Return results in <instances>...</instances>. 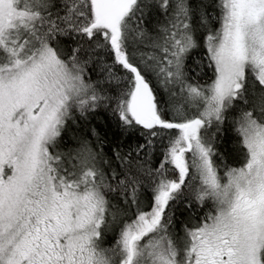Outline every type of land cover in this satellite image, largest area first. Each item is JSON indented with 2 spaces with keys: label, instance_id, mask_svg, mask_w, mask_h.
<instances>
[{
  "label": "snow or ice",
  "instance_id": "obj_1",
  "mask_svg": "<svg viewBox=\"0 0 264 264\" xmlns=\"http://www.w3.org/2000/svg\"><path fill=\"white\" fill-rule=\"evenodd\" d=\"M0 264H264V0H0Z\"/></svg>",
  "mask_w": 264,
  "mask_h": 264
}]
</instances>
